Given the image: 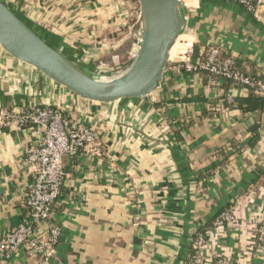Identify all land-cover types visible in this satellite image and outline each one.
<instances>
[{
    "label": "crops",
    "instance_id": "crops-1",
    "mask_svg": "<svg viewBox=\"0 0 264 264\" xmlns=\"http://www.w3.org/2000/svg\"><path fill=\"white\" fill-rule=\"evenodd\" d=\"M5 1L92 75L119 76L134 62L138 0ZM190 28L197 56L211 44L233 57L239 70L264 75V7L252 14L235 2L206 3L191 14ZM171 56L151 107L132 100L98 105L0 46L2 113L59 108L91 128L102 145L99 155L65 157L67 179L51 216L62 236L50 264H177L183 246L185 263L198 233L207 235L206 264L219 258L264 264V247L257 246L264 218V111L230 108L229 84L181 72ZM36 143L31 127L0 126V238L28 214L26 157ZM228 210L238 224L215 227ZM0 264L38 260L22 249L8 261L0 257Z\"/></svg>",
    "mask_w": 264,
    "mask_h": 264
},
{
    "label": "built area",
    "instance_id": "built-area-1",
    "mask_svg": "<svg viewBox=\"0 0 264 264\" xmlns=\"http://www.w3.org/2000/svg\"><path fill=\"white\" fill-rule=\"evenodd\" d=\"M199 0H182L191 14L197 12ZM242 6L247 12L256 14L264 7V0H226ZM141 41L139 32L138 45ZM179 44V45H178ZM178 45L173 62L181 72L192 74L209 73L229 84L228 104H236L238 91H248L251 95L264 97V75L245 73L235 66L233 57H224L220 47L207 44L196 56L198 45L194 30L186 29L175 43ZM1 127L23 129L31 127L37 135L36 145L27 151L32 182L26 193L28 214L14 229L0 238V257L10 260L22 249L38 264H50L56 258L62 236V228L51 222V216L62 194L67 179L65 157L82 151L99 155L102 145L96 133L89 127L65 115L62 109L51 106L10 109L3 112ZM238 224V217L232 211L223 212L215 222V227ZM257 246L264 247V218L257 229ZM207 245V235L198 233L194 241V255L188 257L187 264H206L202 250ZM212 264H235L219 258Z\"/></svg>",
    "mask_w": 264,
    "mask_h": 264
},
{
    "label": "water",
    "instance_id": "water-1",
    "mask_svg": "<svg viewBox=\"0 0 264 264\" xmlns=\"http://www.w3.org/2000/svg\"><path fill=\"white\" fill-rule=\"evenodd\" d=\"M199 0V12L206 3ZM141 41L132 66L119 76L98 77L86 71L60 48L46 39L31 19L0 0V46L75 97L98 105L132 100L151 107L169 67L170 53L182 33L190 27L189 11L182 0H138ZM149 101V102H148ZM5 103L0 105V119ZM185 246L177 259L184 264Z\"/></svg>",
    "mask_w": 264,
    "mask_h": 264
},
{
    "label": "trees",
    "instance_id": "trees-1",
    "mask_svg": "<svg viewBox=\"0 0 264 264\" xmlns=\"http://www.w3.org/2000/svg\"><path fill=\"white\" fill-rule=\"evenodd\" d=\"M198 45L196 46V54L198 53ZM224 57H228V54L225 53L224 51L222 52ZM197 56V55H196ZM235 66L237 69H239L238 67V63L235 60ZM184 73H188V72H184ZM205 78L207 79H213V80H220L215 76L210 75L209 73H202ZM230 106V108H235L243 113H253V112H262L264 111V97L262 96H257V95H249L247 97H240L239 99H237L236 104H228ZM180 139V138H179ZM188 259V258H187ZM185 260L184 264H187L188 260Z\"/></svg>",
    "mask_w": 264,
    "mask_h": 264
},
{
    "label": "bare ground",
    "instance_id": "bare-ground-1",
    "mask_svg": "<svg viewBox=\"0 0 264 264\" xmlns=\"http://www.w3.org/2000/svg\"><path fill=\"white\" fill-rule=\"evenodd\" d=\"M179 45V44H178ZM178 45H174L173 46V48H172V50H171V53H170V56L173 58V56H174V54H175V52L177 51V49H178ZM177 54V53H176Z\"/></svg>",
    "mask_w": 264,
    "mask_h": 264
},
{
    "label": "rangeland",
    "instance_id": "rangeland-1",
    "mask_svg": "<svg viewBox=\"0 0 264 264\" xmlns=\"http://www.w3.org/2000/svg\"><path fill=\"white\" fill-rule=\"evenodd\" d=\"M129 44H130V43L128 42L127 45H126V48H127V46H129ZM124 48H125V46H124ZM135 55H136V53H135ZM118 58H121V59H122V57H119V56H118ZM134 59H135V56H134L133 60H134ZM106 61H107V60H105V62H106ZM122 61H123V60H122Z\"/></svg>",
    "mask_w": 264,
    "mask_h": 264
}]
</instances>
